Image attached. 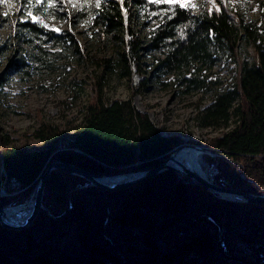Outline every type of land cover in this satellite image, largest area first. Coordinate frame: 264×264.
<instances>
[{
  "label": "trees",
  "instance_id": "16d2710c",
  "mask_svg": "<svg viewBox=\"0 0 264 264\" xmlns=\"http://www.w3.org/2000/svg\"><path fill=\"white\" fill-rule=\"evenodd\" d=\"M26 6L35 13L39 4ZM133 8L153 15L146 45L134 30ZM91 18L103 42L109 35L125 42L119 57L83 50L69 29L56 31L28 16L20 21L62 49L74 44L101 70L70 134L42 121L33 135L45 146L29 149L0 126V161L7 176L29 185L0 196V206L29 198L55 159L96 173L129 172L159 165L187 142L179 133L162 132L132 97L106 95L107 77L119 69L130 79L132 59L143 48L161 52L151 71H143L144 81L199 63L212 66L220 54L231 53L239 71L233 87L217 89L197 115L205 125L226 127L206 145L216 153L203 158L214 165L215 182L264 192V28L227 0H204L199 11L190 3L96 0ZM184 79L188 86L205 82L199 76ZM3 178L0 174V182ZM43 202L24 228L0 220V264H264V202L223 197L173 168L121 189L90 184L58 168L47 179Z\"/></svg>",
  "mask_w": 264,
  "mask_h": 264
},
{
  "label": "rangeland",
  "instance_id": "374dc122",
  "mask_svg": "<svg viewBox=\"0 0 264 264\" xmlns=\"http://www.w3.org/2000/svg\"><path fill=\"white\" fill-rule=\"evenodd\" d=\"M94 1L96 0H54V7L45 2L43 5L39 4L35 13L34 8L26 6L23 0L0 3V46H5L0 50V126L11 135L17 145L29 149L44 147V141L33 135L42 121L57 124L67 134L73 132L83 117L84 104L90 97L93 81L101 70L91 59L80 55L74 44L62 49L61 45L55 44L47 36L29 32L20 21L27 19L26 12H31L37 17L39 24L59 31H72L83 50L119 57V51L126 44L113 35H109L105 42L100 38L91 18ZM203 1L185 0V4H193L199 11L203 7ZM227 2L232 9L264 28L262 0ZM133 11L134 30L144 39L143 45H146L154 23L151 17L153 15L134 8ZM140 51L141 56L132 59L133 73L130 79L120 76L119 69L107 77L104 87L106 95L110 99L132 97L134 104L147 111L162 132L179 133L187 140L186 143L196 144L199 141L202 147L213 152L214 150L206 147L208 141L222 134L226 127L205 125L197 115L200 108L211 101L217 89L233 87L239 73L237 61L231 53L223 52L212 66L199 63L187 67L181 73H166L159 80L144 81L143 71H151L155 56L161 52L146 48ZM13 59L19 64L11 63ZM197 76L204 77L205 82L188 86V81L184 78ZM204 153L209 152H201L202 157ZM203 163L211 177L210 174L216 171L214 165H209L204 158ZM0 174L4 177L0 182V196L17 194L29 186H22L15 176L8 178L2 161ZM38 182L39 179L27 199L34 198ZM24 201L8 203L18 204Z\"/></svg>",
  "mask_w": 264,
  "mask_h": 264
},
{
  "label": "water",
  "instance_id": "95a60500",
  "mask_svg": "<svg viewBox=\"0 0 264 264\" xmlns=\"http://www.w3.org/2000/svg\"><path fill=\"white\" fill-rule=\"evenodd\" d=\"M198 148L203 151L209 149L197 145ZM61 168L69 171L73 174L86 178L90 184L98 185L108 189H121L130 185H133L147 177H150L156 173L165 171L166 169L173 168L179 173L189 175L193 182L203 184L207 189L218 193L219 195L232 199L247 202H264V193L244 191L239 188L226 186L215 182L209 175L202 173L195 168H191L176 157V150L171 152L169 156L165 158L158 166L139 169L122 173H96L87 169H84L73 162H67L60 159H55L49 163L42 176L39 179L36 187L34 198L27 199L26 201L18 204L8 203L0 206V220L7 226L12 228H24L28 226L44 207L43 197L46 181L49 174L55 170ZM116 176H126L123 179L114 178ZM15 209L17 211L15 212Z\"/></svg>",
  "mask_w": 264,
  "mask_h": 264
},
{
  "label": "bare ground",
  "instance_id": "6f19581e",
  "mask_svg": "<svg viewBox=\"0 0 264 264\" xmlns=\"http://www.w3.org/2000/svg\"><path fill=\"white\" fill-rule=\"evenodd\" d=\"M197 145H202V144H199V143L198 144H188V143L183 144L178 149H176V157L177 159H179L180 161H182L189 167L195 168L196 170H199L202 173H205L208 175L207 169L203 163V157L201 155L202 151L198 148ZM125 177L126 176H121V177L116 176L114 178L123 179ZM16 211L17 209H15V212Z\"/></svg>",
  "mask_w": 264,
  "mask_h": 264
},
{
  "label": "snow or ice",
  "instance_id": "6c2138e0",
  "mask_svg": "<svg viewBox=\"0 0 264 264\" xmlns=\"http://www.w3.org/2000/svg\"><path fill=\"white\" fill-rule=\"evenodd\" d=\"M10 0H0V3H9ZM47 3L50 7H54V0H25L26 4H40L43 5L44 3ZM99 2V0H98ZM152 3H168V4H179L181 7L185 6V0H151ZM7 15V13H5ZM26 16L31 17L33 22H37V17L34 16L31 12H26ZM21 19L23 20L24 17L22 16ZM56 31H59L58 29H54Z\"/></svg>",
  "mask_w": 264,
  "mask_h": 264
},
{
  "label": "built area",
  "instance_id": "2783aa9c",
  "mask_svg": "<svg viewBox=\"0 0 264 264\" xmlns=\"http://www.w3.org/2000/svg\"><path fill=\"white\" fill-rule=\"evenodd\" d=\"M14 182H17V183H18V181H17V180H14Z\"/></svg>",
  "mask_w": 264,
  "mask_h": 264
}]
</instances>
